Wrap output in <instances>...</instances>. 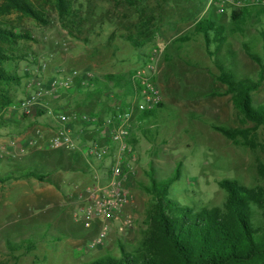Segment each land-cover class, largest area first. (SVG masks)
Returning a JSON list of instances; mask_svg holds the SVG:
<instances>
[{"label": "rangeland", "instance_id": "rangeland-1", "mask_svg": "<svg viewBox=\"0 0 264 264\" xmlns=\"http://www.w3.org/2000/svg\"><path fill=\"white\" fill-rule=\"evenodd\" d=\"M27 1L41 19L16 11L0 17L15 32L29 36L20 40L13 52L36 58L33 65L29 58H16L15 72L22 80L12 87L13 106L0 110L1 147H27L28 135L41 128L32 117L14 109L25 95L29 72L36 70L39 60L46 64L47 75L80 70L91 72L94 78L107 74L129 77L142 67L157 43H165L166 50L153 77L164 105L149 116L135 114L145 119L139 120L133 136L140 152L138 174L131 185L133 224L118 239L119 226L111 225L110 238L94 250H88L87 245L98 229L84 228L73 221L71 212L75 195L101 175V163L85 153L80 154V162H74L61 150L35 147L26 148L18 160L9 156L1 159V177L27 168L47 172V167L52 175L50 181L43 182L33 177L0 182V264H86L107 253L120 256L119 241L128 248L141 239L147 228L152 201L147 191L150 171L163 181L179 170L180 178L170 187L169 197L194 211L222 207L227 198V192L219 186L222 180H234L248 188L264 187V127L253 130L254 125L244 121L231 95L226 94V86L217 81L218 63L237 82L258 80L260 68L244 46L252 54L263 56L264 14L238 25L237 34L231 32L236 27L231 14L242 8H234L224 0H135L136 6L125 0H72V17L65 18H60L52 0ZM221 5L226 9L223 13L219 12ZM203 18L227 28L226 42L212 59L203 37L193 33L196 22ZM143 27L155 33L150 42L136 48L133 39L145 42L140 37ZM185 35L191 38L188 42H176ZM216 47L210 51L215 52ZM261 90L253 93V106L264 105V87ZM97 91H88L92 94L85 104L86 113L92 116L105 105L125 108L124 102L134 95L132 87L121 98H115V92L107 87ZM71 92L63 93L54 105L50 101L51 107L78 108L67 94ZM79 108L82 111L83 107ZM214 126L248 130L251 145L243 137L236 142L227 139ZM46 155L65 158L71 169H59L58 162L44 167ZM86 162L91 168L77 169ZM29 240L36 243L31 251L26 249Z\"/></svg>", "mask_w": 264, "mask_h": 264}, {"label": "trees", "instance_id": "trees-1", "mask_svg": "<svg viewBox=\"0 0 264 264\" xmlns=\"http://www.w3.org/2000/svg\"><path fill=\"white\" fill-rule=\"evenodd\" d=\"M52 1L60 18L72 17L70 14L72 0ZM125 1L131 6H136L135 0ZM0 2L2 3L0 17L16 11L28 17L41 19L40 14L27 0H0ZM262 13L264 12L259 15ZM250 18H254V13L248 6L239 11H233L231 20L236 27H233L231 32L239 34L238 25L245 24ZM226 32L225 26L203 18L196 22L193 33L203 37L212 59L226 42ZM154 33L147 27H143L140 30V37L144 38L145 42L133 39L134 47L142 48L151 41ZM261 35L264 40V32ZM23 39H29V36L15 32L0 20V110L13 106L12 87L22 80L16 74L14 64L16 58L28 59L29 57L18 56L12 49ZM190 39L185 35L178 38L176 42L183 44ZM214 45H217L215 52H211L210 48ZM244 48L247 55L260 68L258 80L247 79L237 82L234 80V75L225 72L222 65L218 63L220 74L217 76V81L227 87L226 94L231 95L234 106L243 115L244 121L253 124V130H256L261 126L264 127V105L253 106L252 101L253 93L258 91L264 82V54L261 57L252 54L246 46ZM91 82L105 84L110 92H115V98L125 97L124 94L130 87L134 89L131 76L126 77L123 74H107L96 77ZM99 89L101 88H95L96 91ZM124 103L126 105V102ZM162 106L161 103L157 108ZM157 108L145 111L142 115L149 116L155 113ZM142 115L138 120L145 119ZM213 128L229 140L236 142L239 137H243L251 145L249 131L246 129H229L219 126ZM133 143L136 144L135 139ZM63 152L70 155L74 162H79L80 155L77 153ZM58 156L46 155L43 158H46L43 166L47 167L49 163L58 162L59 169L70 170V166L65 163V158ZM47 168V172H40L33 168L12 172L4 177L0 176V182L29 177L42 182L50 181L48 177L52 175V171L50 167ZM261 169L260 172L263 173ZM179 173L178 170L175 175L162 181L150 171L151 185L147 187V191L152 195V201L147 214V228L143 230L141 239L129 245L128 248L119 241L120 256L116 257L107 253L86 264H264V187L248 188L234 180H222L219 186L227 192V198L222 207L194 211L189 207L179 206L169 197V189L179 180ZM26 243L28 251L34 249L36 244L30 240Z\"/></svg>", "mask_w": 264, "mask_h": 264}, {"label": "built area", "instance_id": "built-area-1", "mask_svg": "<svg viewBox=\"0 0 264 264\" xmlns=\"http://www.w3.org/2000/svg\"><path fill=\"white\" fill-rule=\"evenodd\" d=\"M224 1L234 8L254 6L264 9V0ZM225 10L221 5L219 12ZM166 47L165 43H157L153 52L144 58L142 67L131 76L134 95L126 102L127 108L116 106L104 118L84 114L78 119L67 110L52 108L49 100L60 98L65 92L77 88L89 91L94 76L89 71L80 70L46 75V64L41 60L36 70L29 72L24 85L25 95L14 106L23 115L40 117L41 122L46 124L28 135L27 147L8 149L0 146V160L5 156L18 160L25 155L26 148L35 147L38 150H63L78 155L85 153L102 164L103 169L96 182L75 195L76 207L72 212L73 221L89 230L98 229L87 245L88 250L104 246L111 236V225L119 226L118 239L133 224L131 185L137 177L140 161V152L133 143L134 131L140 122L135 114L153 110L163 102L153 77ZM29 59L33 65L36 58ZM62 207L63 203H60L59 208Z\"/></svg>", "mask_w": 264, "mask_h": 264}, {"label": "crops", "instance_id": "crops-1", "mask_svg": "<svg viewBox=\"0 0 264 264\" xmlns=\"http://www.w3.org/2000/svg\"><path fill=\"white\" fill-rule=\"evenodd\" d=\"M249 7V9H250V11L251 12H253L254 13V17L256 18V17H258V14L259 13H261V12H264V9L263 8H258V7H254V6H248ZM262 14H264V13H262ZM222 48V47H221ZM220 48V49H221ZM143 63V62H142ZM61 71H63V70H61ZM46 74V73H45ZM47 75V74H46ZM219 76V75H218ZM98 88V87H100V88H102L103 90H105V87H106V85L105 84H103V83H99V84H96V83H93L92 84V86H91V88H90V90L89 91H96L95 90V88ZM264 87V82L262 83V85H261V87L259 88V90L258 91H256L257 93L259 92V91H262L261 89ZM77 88V87H76ZM226 89H227V87H226ZM107 90H109V89H107ZM68 94V96L69 97H73V102H75V104L78 106V108H76L75 106V108L74 109H69V110H67L69 113H71V115L72 116H74L75 118H80V116H82L83 114H88L89 115V113H86V110H88L87 108L85 109V107H87V106H85V104L86 103H88V101H87V99H89L90 100V97H89V94H92V93H88V91H84V90H82V89H79V88H77V89H75L73 92H71V93H67ZM62 97V95L60 96V98ZM58 99L59 98H57V99H51V100H49V102L51 101H53V105L54 104H56L55 102H57L58 101ZM50 102V106H52V103ZM125 105V104H124ZM164 105V104H163ZM127 105H125V107H126ZM79 107H83V109H85V111H83V109H82V111H79L80 110V108ZM77 109H79V110H77ZM113 108H107V105H105V106H101L100 108H99V110L97 111V112H93V113H91V114H93V116L94 115H96V116H98V117H100V118H104V117H106V116H109L112 112H113V110H112ZM33 119V121H35L37 124H39L41 127H43V125L45 126V124H46V122L45 123H42L41 122V120H40V117H36V118H32ZM137 127V126H136ZM78 159H79V162H80V157H78ZM83 166V167H82ZM84 166L86 167V168H91V164H89V162H86L84 165H81V167L80 168H78V170L79 169H81V168H84ZM21 180V179H20ZM20 180H18V181H20ZM11 181H14V180H11ZM76 207V206H75ZM75 207L72 209L73 211H74V209H75ZM71 218H72V212H71ZM82 225V224H81Z\"/></svg>", "mask_w": 264, "mask_h": 264}]
</instances>
